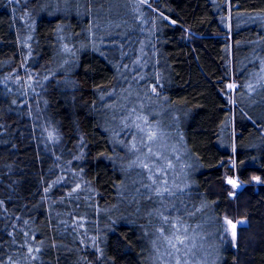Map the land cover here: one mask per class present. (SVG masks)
Wrapping results in <instances>:
<instances>
[{
    "label": "trees",
    "instance_id": "16d2710c",
    "mask_svg": "<svg viewBox=\"0 0 264 264\" xmlns=\"http://www.w3.org/2000/svg\"><path fill=\"white\" fill-rule=\"evenodd\" d=\"M39 1L0 0V264H168L159 229L189 212L215 239L201 264H264V0ZM143 110L187 155L167 214Z\"/></svg>",
    "mask_w": 264,
    "mask_h": 264
},
{
    "label": "rangeland",
    "instance_id": "374dc122",
    "mask_svg": "<svg viewBox=\"0 0 264 264\" xmlns=\"http://www.w3.org/2000/svg\"><path fill=\"white\" fill-rule=\"evenodd\" d=\"M70 1L72 0H67V3H70ZM41 5H44L46 7L43 1L33 0L32 2V8H37ZM119 10L123 11V8L119 7L117 9H110L109 11V8H103L99 6L93 8L92 13L97 14V16L99 17L97 18L100 23L104 24L107 21L108 16L113 20L117 18L120 13ZM68 12L70 13L71 10H68ZM64 52L68 54L75 53V51L71 47L65 49ZM23 74L24 76L22 77L28 79L27 81L30 84V80L32 79L33 74H31V72L28 70H25ZM19 79H21V77H12V79L10 80L15 82ZM230 85H234V87H230V89L233 91L234 97L237 83L233 80ZM144 108L145 106L142 104V109ZM145 110L143 111L146 114V122L159 130L157 133L150 132L144 137V147H146V145L148 144L151 145V149L147 150V152H149L148 156H152L154 149L157 150L158 148V152H155V156L157 158L152 157L151 159L146 161L150 164L149 166L147 165V168L145 167L147 169L146 179L149 182L148 186H150L152 189L153 196L158 195V192L163 193V195H158L161 201L160 212L162 214H167V212L169 213V211L171 212L173 209L177 211V207L179 205V191H181L185 185L189 184V179L187 178V155L186 152L183 153L185 149L184 147H182V145H179V140H177L175 136L167 134L165 131H163L160 122L159 124H157L156 120L151 121L149 119L151 116L159 115L160 110L157 113L155 110H150V112H147ZM124 116V121H126V118L133 119V116L131 114L126 116L125 113ZM150 136L155 137L154 140L148 139V137ZM153 141L156 144H154ZM143 143L144 142L139 140L134 144L136 146H140ZM152 147L154 148L153 150ZM228 180L234 181L236 185H239V187H234L232 184L227 183ZM225 181L232 196H236V194L246 185L235 175L234 171L226 175ZM199 211L200 210H198L197 212ZM194 218V212H189L184 219H181L178 216H173L169 218V220H171L170 231L163 228L159 229L160 242L164 250H168L167 248H170L173 255H178H171V257L169 256L171 261H169L168 264H201L202 260L201 258H199L198 260L199 256L206 260L212 255V245H214L215 239L209 238V232L207 231L208 229L205 226L204 219L197 221L194 225H191L190 220H193ZM227 220H231L233 223L240 220L244 221L245 223L247 222L245 218L226 215L224 217V223L227 226L230 235L232 233V227L227 223ZM173 225H175L176 227H173ZM239 226L240 225H237V228L235 229L236 233ZM178 240L183 241V243H178ZM165 245L168 246H166L165 248ZM172 245H175V247H173ZM205 264H208L207 261Z\"/></svg>",
    "mask_w": 264,
    "mask_h": 264
},
{
    "label": "snow or ice",
    "instance_id": "6c2138e0",
    "mask_svg": "<svg viewBox=\"0 0 264 264\" xmlns=\"http://www.w3.org/2000/svg\"><path fill=\"white\" fill-rule=\"evenodd\" d=\"M228 87H234V85H229ZM153 138L154 137H152V136L148 137V139H153ZM133 147H135V146L133 145ZM144 167H148V166L147 165H144ZM253 179L256 180V181H259L260 178L259 177H254ZM227 183L232 184L234 187H239V185H236V183L234 181H232V180H228ZM165 191H167V190H165ZM157 194L158 195H163V193H159V192ZM165 221L167 222V218H165ZM227 223L230 224L231 227H232V233H231V235H232L233 241H235L236 235H237L235 229L237 228V225H242L245 222L242 221V220H240V221H236L235 223H233L231 220H227ZM173 227H176V226L173 225ZM178 243H181L182 244L183 241L178 240ZM172 246L175 247V245H172Z\"/></svg>",
    "mask_w": 264,
    "mask_h": 264
}]
</instances>
